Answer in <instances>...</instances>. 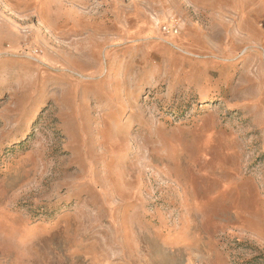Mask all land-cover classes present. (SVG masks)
<instances>
[{"label": "rangeland", "instance_id": "374dc122", "mask_svg": "<svg viewBox=\"0 0 264 264\" xmlns=\"http://www.w3.org/2000/svg\"><path fill=\"white\" fill-rule=\"evenodd\" d=\"M0 264H264V0H0Z\"/></svg>", "mask_w": 264, "mask_h": 264}, {"label": "built area", "instance_id": "2783aa9c", "mask_svg": "<svg viewBox=\"0 0 264 264\" xmlns=\"http://www.w3.org/2000/svg\"><path fill=\"white\" fill-rule=\"evenodd\" d=\"M165 31H168L167 28L164 27ZM174 34H178V31H175Z\"/></svg>", "mask_w": 264, "mask_h": 264}]
</instances>
